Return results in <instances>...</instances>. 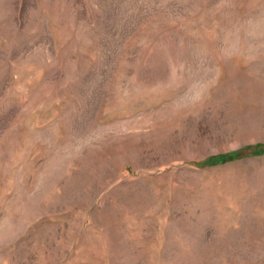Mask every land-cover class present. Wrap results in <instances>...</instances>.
<instances>
[{"label":"rangeland","instance_id":"1","mask_svg":"<svg viewBox=\"0 0 264 264\" xmlns=\"http://www.w3.org/2000/svg\"><path fill=\"white\" fill-rule=\"evenodd\" d=\"M0 264H264V0H0Z\"/></svg>","mask_w":264,"mask_h":264}]
</instances>
